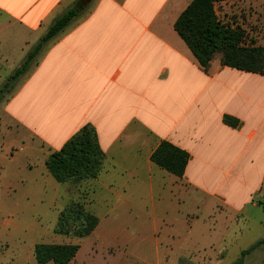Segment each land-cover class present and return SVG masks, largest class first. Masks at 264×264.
<instances>
[{"label": "crops", "instance_id": "1", "mask_svg": "<svg viewBox=\"0 0 264 264\" xmlns=\"http://www.w3.org/2000/svg\"><path fill=\"white\" fill-rule=\"evenodd\" d=\"M77 1L0 0V86ZM192 1L87 2L85 16L47 45L0 104V132L11 139L5 151L49 157L91 125L106 155L101 174L113 163L131 179L163 171L151 157L169 142L190 157L181 180L231 218L221 224L227 244L243 234L248 211H262L264 225V76L220 59L208 73L200 68L174 28Z\"/></svg>", "mask_w": 264, "mask_h": 264}, {"label": "rangeland", "instance_id": "2", "mask_svg": "<svg viewBox=\"0 0 264 264\" xmlns=\"http://www.w3.org/2000/svg\"><path fill=\"white\" fill-rule=\"evenodd\" d=\"M216 11L224 25L242 32L245 46L264 48V0L219 4ZM10 143L0 132V264H37L38 244L79 245L71 264H233L264 239V225L257 223L262 211L250 210L248 223L239 228L243 234L223 243L221 224L231 218L216 213L209 196L166 171L131 179L111 163L96 180L60 184L45 167L47 156L5 151ZM71 201L99 219L89 237L56 233ZM245 264H264V245Z\"/></svg>", "mask_w": 264, "mask_h": 264}, {"label": "trees", "instance_id": "3", "mask_svg": "<svg viewBox=\"0 0 264 264\" xmlns=\"http://www.w3.org/2000/svg\"><path fill=\"white\" fill-rule=\"evenodd\" d=\"M239 0H193L177 19L174 28L187 45L200 68L208 73L218 56L223 66L264 76V48L243 44L239 29L224 25L218 18L216 6ZM89 4L78 0L56 17L41 39L27 53L21 65L0 86V104L15 91L19 83L39 65L47 45L60 37L71 25L85 16ZM224 123L232 128L237 119L225 116ZM189 154L169 142L162 141L151 160L159 169L183 178L189 164ZM106 155L102 151L94 127L87 125L75 134L61 150L49 155L45 162L48 173L60 184L96 180L103 171ZM264 209V201H260ZM99 219L77 201H71L60 213L56 233L78 238L89 237L98 227ZM264 239L242 251L233 264H245L246 257ZM80 251L79 245L38 244L34 249L37 264H71Z\"/></svg>", "mask_w": 264, "mask_h": 264}, {"label": "water", "instance_id": "4", "mask_svg": "<svg viewBox=\"0 0 264 264\" xmlns=\"http://www.w3.org/2000/svg\"><path fill=\"white\" fill-rule=\"evenodd\" d=\"M86 2L90 3V2H92V0H86Z\"/></svg>", "mask_w": 264, "mask_h": 264}]
</instances>
